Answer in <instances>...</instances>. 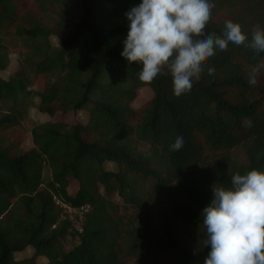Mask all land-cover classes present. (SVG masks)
Masks as SVG:
<instances>
[{"label":"trees","instance_id":"16d2710c","mask_svg":"<svg viewBox=\"0 0 264 264\" xmlns=\"http://www.w3.org/2000/svg\"><path fill=\"white\" fill-rule=\"evenodd\" d=\"M210 2L205 35H222L230 20L247 44L264 28V0ZM138 3L0 0V73L14 54L23 65L0 76V264H37V257L46 264H203L209 248L200 213L212 187H230L236 173L264 172V52L229 42L176 97L166 67L144 83L141 65L120 56L124 13ZM39 14L52 17L53 27ZM251 67L258 68L254 86ZM55 72L64 74L60 85L32 90L28 73ZM119 73L126 80H115ZM143 89L151 98L133 108ZM30 108L48 121L31 128V147L23 150ZM82 111L85 124L53 120ZM181 132L186 143L173 151ZM62 205L88 208L81 232L62 218Z\"/></svg>","mask_w":264,"mask_h":264},{"label":"clouds","instance_id":"9594fccd","mask_svg":"<svg viewBox=\"0 0 264 264\" xmlns=\"http://www.w3.org/2000/svg\"><path fill=\"white\" fill-rule=\"evenodd\" d=\"M127 33L120 56L127 64L138 62V79L151 83L162 68L172 77L176 97L190 91L194 77L205 68L203 61L229 42L248 39L238 23L225 21L222 35H206L212 16L210 0H139L124 13ZM264 52V28L257 27L245 44ZM214 68L208 67L211 75ZM258 68L251 67L248 84H257ZM181 132L170 145L175 151L186 143ZM230 187L211 189L210 202L200 213L205 229L203 246L209 248L203 264H264V172L253 169L232 175Z\"/></svg>","mask_w":264,"mask_h":264},{"label":"rangeland","instance_id":"374dc122","mask_svg":"<svg viewBox=\"0 0 264 264\" xmlns=\"http://www.w3.org/2000/svg\"><path fill=\"white\" fill-rule=\"evenodd\" d=\"M36 19H39V21L46 27V28H51L53 27V25L55 24L54 20L52 17L44 14V15H37L35 17ZM6 42L12 46V47H17L19 42L7 38ZM49 43L53 46V47H57L59 45L58 41L54 38V37H50L49 38ZM262 65L264 66V60L262 61ZM23 69V65H22V61L21 58L16 54L10 56V63L7 67V69L0 73V76L2 79H8L11 76L16 75L20 70ZM108 74H116V71L114 70H106L104 72V75H108ZM63 73L60 72H55L53 74H49L47 76H39L37 78H34L33 75L31 73H28V77L30 79V81H32V90L34 91H39L41 92L45 87H48L50 85H60L62 83V79H63ZM116 76V75H115ZM117 81L120 80H126V77L121 75L120 73L118 74V76H116L114 78ZM104 80H108V77H104ZM151 98V92L148 89H143L140 94L138 99L132 104L133 108H136L138 106H140L142 103L146 102L148 99ZM36 101V100H35ZM88 114L87 112H79L77 114H69L68 116L62 117V116H56L53 120L54 121H64L65 124L68 125H72L75 124L76 122H79L81 124H85L88 121ZM48 121V117L43 115L42 113H40L38 110H36L35 108H30L27 112V118L25 119V121L23 122L24 127H25V137H24V143L22 145V149L23 150H28L31 147V138H30V130L34 125H38L41 123H44ZM65 131V128H64ZM104 170L106 171H110V172H115L117 171V168L110 163H105L104 164ZM49 172L47 170H45L44 172V179L45 180H49ZM71 194H73L75 192V187H71L70 191ZM136 229H138L139 231H141V227L140 225H136ZM30 252H27L25 254V256H29ZM23 255L19 256L16 255L17 259L22 258ZM36 263L37 264H46L47 260L45 258L42 257H37L36 258Z\"/></svg>","mask_w":264,"mask_h":264},{"label":"built area","instance_id":"2783aa9c","mask_svg":"<svg viewBox=\"0 0 264 264\" xmlns=\"http://www.w3.org/2000/svg\"><path fill=\"white\" fill-rule=\"evenodd\" d=\"M62 218L67 219L74 224L75 229L81 232L80 223L83 219V215L87 212V207L73 208L68 205H62Z\"/></svg>","mask_w":264,"mask_h":264}]
</instances>
